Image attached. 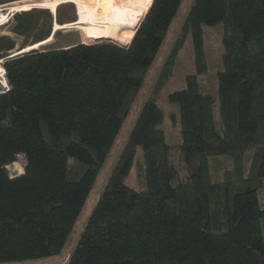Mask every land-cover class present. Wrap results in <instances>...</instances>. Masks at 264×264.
<instances>
[{
  "label": "trees",
  "instance_id": "obj_1",
  "mask_svg": "<svg viewBox=\"0 0 264 264\" xmlns=\"http://www.w3.org/2000/svg\"><path fill=\"white\" fill-rule=\"evenodd\" d=\"M184 3L151 0L129 44L42 46L6 61L12 87L0 93V264L66 248ZM24 13L13 31L30 30ZM218 23L217 98L202 90L200 76L209 69L204 26ZM189 36L195 72L168 96L178 109L171 115L180 123L183 179L159 99ZM13 48L1 35L0 56ZM139 150L138 189L126 178ZM17 153L27 163L14 176L7 166ZM219 155L232 157L233 167L213 181ZM262 191L264 0H195L68 261L43 264H264Z\"/></svg>",
  "mask_w": 264,
  "mask_h": 264
},
{
  "label": "rangeland",
  "instance_id": "obj_2",
  "mask_svg": "<svg viewBox=\"0 0 264 264\" xmlns=\"http://www.w3.org/2000/svg\"><path fill=\"white\" fill-rule=\"evenodd\" d=\"M15 1H18V0H0V5L7 6L6 4L8 3L12 4V3H15ZM123 1L126 3L128 11L133 16L135 17L139 16L143 20L145 16L142 18V12L144 11V8H148L147 5L150 3L151 0H123ZM194 1L195 0H185V3L183 4V7L180 11V14L174 21L171 27V30L168 34L167 41L165 42L161 52L159 53V56L145 82V85L140 94V97L137 100L133 109L131 110L128 120L126 121L123 127V130L121 134L119 135L115 145L113 146L111 154L105 164V168L103 169L101 175L99 176L97 180L95 188L83 209L81 218L78 220L73 230V233L71 234L67 242L66 248L58 256H53L49 258H32V259L21 260V261H13V262H9L6 264H43V263H49V262H58V261L67 262L68 261L70 257V253L76 247V244L78 243L80 235L82 231L84 230L86 223L88 222V219L94 209V206L96 205L100 195L102 194L110 178L112 170L116 162L118 161L120 153L127 139L130 136V133L138 118V115L142 107L144 106L146 99L152 92L154 83L159 76V73L166 61V58L168 57L171 51V48L177 39V36L180 33V30L185 21V18L188 12L190 11V8L193 5ZM133 2L134 3L136 2L138 4H134ZM27 12H30V13H24V14H21L20 16L22 18V21L23 22L25 21L26 25H30V24L32 25V26L30 25L31 28L29 31H27L26 34L13 31V28L16 24L14 20L15 17L11 18L10 22L6 23L3 26H0V36L4 34L9 35L10 38L15 41L16 49L17 48L22 49L23 47H26L27 45L36 43V41L38 40L36 36L39 34L46 35L48 32V35L50 34L51 36L52 35L51 30L52 32L54 30V22H55L56 16L54 15V13H52L51 10L33 8L32 10H28ZM15 13H19V12H15ZM76 14H77L76 8L73 3H64L58 9V14H57L58 20L57 21L59 23H64V24H66L67 22H73L77 19ZM64 19H69V21L61 22ZM142 20L140 21V23L142 22ZM19 26L26 27L22 22ZM222 27H223L222 23H218L216 25H205L204 26L206 30V44H205L206 48L205 49H206L209 69L207 73L202 74L200 76L202 90L212 93L217 98L219 96L218 71L222 66V53L224 51V46L222 42V31H223ZM84 37L85 36L82 34V32L80 30H77V28H72L68 32H63L62 30H60L55 33L52 42L44 45L43 47L52 48V47L60 46L68 41H79V42L83 41V42L90 43V42L97 41L99 39H104V38H92L89 36H86L85 38ZM106 38L108 39V37ZM109 39L117 40L116 38H109ZM37 42H40V41H37ZM191 72H195V58H194V51L192 48V37L189 36V38L185 42L183 48L181 49L177 57L173 76L171 77L167 86L161 92L160 99H159L160 104L163 106V108H165L167 112V117H166L164 125L167 129L169 143L171 144L170 157L172 161L174 162L178 172L180 173L181 178L183 179L187 176V171H186V162L182 158V153L179 148V143L181 142L180 123L178 121L176 122L171 115L174 112H178V109L176 105H173L169 101L168 96L170 92L175 91L180 88H184L186 86L185 76ZM217 109H218V102H217ZM141 154L142 152L139 150L135 156V162H134L133 168L129 176L126 178V182L128 184L138 189L140 188L139 183H138V160L141 157ZM214 158H218L223 161L224 167L221 170H217L214 168L215 163H217V161ZM211 164H212L211 176H212L213 181L224 178V170L226 168L233 167L232 157L225 156V155H219L217 157H213ZM250 164H251V160L248 159L247 169H249ZM261 197L264 202V191L261 192Z\"/></svg>",
  "mask_w": 264,
  "mask_h": 264
},
{
  "label": "bare ground",
  "instance_id": "obj_3",
  "mask_svg": "<svg viewBox=\"0 0 264 264\" xmlns=\"http://www.w3.org/2000/svg\"><path fill=\"white\" fill-rule=\"evenodd\" d=\"M64 3L75 5L77 12L75 21L66 24L57 21L58 9ZM6 5L8 9L0 13L1 20L6 18L8 11L15 13L32 10L33 8H51L56 16L54 34L45 40L43 39V41L23 47V50L17 48V52L20 53L41 48V46L52 42L57 31L68 32L72 28L80 30L85 37L116 38L120 43L128 44L142 20L141 17H135L128 11L123 0H18L15 3ZM1 6L5 7V5ZM23 171L24 169L20 168V174Z\"/></svg>",
  "mask_w": 264,
  "mask_h": 264
},
{
  "label": "built area",
  "instance_id": "obj_4",
  "mask_svg": "<svg viewBox=\"0 0 264 264\" xmlns=\"http://www.w3.org/2000/svg\"><path fill=\"white\" fill-rule=\"evenodd\" d=\"M7 6H1L0 5V13L5 11ZM13 13H10V11L7 12L6 18L4 20H1L0 18V26L2 25L1 23H3L4 21H6L9 17L12 16ZM19 53V51L17 52L16 47L10 50H7L6 53L3 54L2 56H0V93H4L7 92L11 89V83L9 80V75H8V71H7V67H6V61L9 58H12L14 56H16ZM19 163L21 164V166L19 167ZM27 163V158L26 155L24 153H17L16 155V160L9 164L7 166L8 170L10 171L11 175H18L20 174V168H25V165Z\"/></svg>",
  "mask_w": 264,
  "mask_h": 264
},
{
  "label": "crops",
  "instance_id": "obj_5",
  "mask_svg": "<svg viewBox=\"0 0 264 264\" xmlns=\"http://www.w3.org/2000/svg\"><path fill=\"white\" fill-rule=\"evenodd\" d=\"M58 20V19H57ZM66 21H69V19H64L63 21H61V22H66ZM68 23V22H67ZM54 34V30H53V32H52V35ZM48 38V37H47ZM54 38V37H53ZM77 42H79V41H68V42H66V43H64V44H62V46L63 47H67V46H70V45H73V44H75V43H77Z\"/></svg>",
  "mask_w": 264,
  "mask_h": 264
},
{
  "label": "clouds",
  "instance_id": "obj_6",
  "mask_svg": "<svg viewBox=\"0 0 264 264\" xmlns=\"http://www.w3.org/2000/svg\"><path fill=\"white\" fill-rule=\"evenodd\" d=\"M24 170H25V168H24Z\"/></svg>",
  "mask_w": 264,
  "mask_h": 264
}]
</instances>
